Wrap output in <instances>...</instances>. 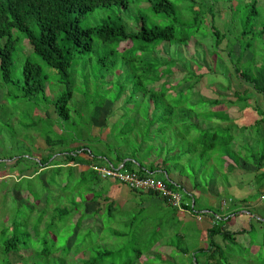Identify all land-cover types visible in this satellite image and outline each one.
<instances>
[{
  "label": "rangeland",
  "instance_id": "1",
  "mask_svg": "<svg viewBox=\"0 0 264 264\" xmlns=\"http://www.w3.org/2000/svg\"><path fill=\"white\" fill-rule=\"evenodd\" d=\"M150 1L129 0L125 10L115 6L107 9H96L92 13L81 17L78 25L80 28H93L99 26L103 21L117 20L124 25L127 32H132L140 25L139 22H135V18L139 15L146 19L148 23L152 21L158 25H172L175 31L189 33L195 30L194 36L191 34L193 37H191L192 39L188 41L185 47H179L178 49H176L178 47L176 45L158 47V57L167 59L171 55L176 59L171 70L172 76L166 78L167 87L173 86L179 79L186 77V68L188 66L191 72L202 76L197 81L191 80L190 82L182 83L180 87L169 91L170 94H176L180 89H185L189 85L194 86L191 91L184 93L183 105L181 104L179 107L185 110L189 109L188 107L190 106L193 113L197 112L200 114L206 113V111H216V109L221 111L220 109H224V112L229 114L231 112L229 101L236 102V97H238V101H241L240 99L243 96L247 98L249 95L250 97V94H248L250 85L236 78L232 65L240 52V46L246 43H250L251 47L245 50L242 56L240 55L241 61L237 63V67L243 71L247 66L248 68H253L251 64L253 66L261 64L260 62L264 55V35L259 36V30L264 27V0H255L257 2V15L255 17L250 16L248 13L249 6L254 0H170L177 15V20L175 21L162 19L150 12L148 7ZM209 8H211L213 24L225 36L216 48L217 52L213 53L215 59L209 56L213 41L208 29L210 22ZM195 10L199 11L197 22H194L193 19ZM247 19H250L248 24H244ZM172 22L173 24H170ZM243 28L247 29V31L251 30V33L248 34L250 37H239ZM12 37L18 40L11 59L10 81L3 83L0 73V264H85L83 261L89 258H98L96 262H91L90 264H123L128 258L135 255V251L146 249L151 239L156 237L155 233L167 235L165 239L159 241L160 244L172 242V248L177 249V247H180V249L183 248L189 253L183 255L180 252H175L174 249L169 251L168 249H163L162 252L159 251V258H157V252L153 253L155 250L151 252L152 249H150L143 252L140 259L131 264L193 263L192 253H190L193 247L183 243L177 236L179 232H184L189 226L193 225L190 217L185 218V220L182 219L181 222L170 209L165 208V212L170 217L163 222L161 220L163 216H159L158 225L155 224L156 226L154 225V229L151 230L150 226L154 222L153 215L152 217H144L141 214L135 216L136 213L114 215V212H111L110 216H108L109 213L106 211L107 204L103 198L108 190L111 191L109 189L110 183L97 178L95 175L93 176L98 181L95 182L96 185L92 187L90 192L97 197V203L88 202L84 205L83 198L85 199V196L79 193L78 189L80 188L77 187L78 179L76 176L85 167L72 165L70 172L68 168L56 171L54 164L58 163L57 157H59L58 153L61 149V146L59 147L58 145L51 148L53 155L48 160L46 168L40 169L39 161L50 153L45 140L49 138L51 142H59L61 137H68V132L72 133V128L67 129L64 128L63 124L60 125V121L51 105L53 98L63 91L62 86L56 85L54 70L46 67L34 56L31 47L19 33L13 31ZM4 41V38L0 39V47L3 46ZM92 44L93 49L90 53L79 55L75 59V66H77L79 75L83 71L90 75L95 74L97 58L113 48L104 46L95 38L92 39ZM128 45V42L119 43L115 50L119 52ZM133 46L136 47V44L133 43ZM228 50H230L229 54H227ZM25 60L38 64L47 76L45 95L43 97L40 95L31 98L22 97L20 85L23 81L22 66ZM118 60L120 61L121 58H118ZM183 64L184 66H182ZM120 72H122L121 78L117 77L122 80L124 72L121 70ZM107 76L106 80L109 79V75ZM92 83L89 81L88 84V93L90 95L92 93ZM74 84L75 88L73 87V95L69 104L75 105L80 110L82 100L85 101L89 96L84 95L85 90L80 86L78 77H74ZM101 84H104V82ZM245 94H247V97ZM123 98L124 95L114 103L105 101L101 107L91 108L89 121H87L88 117L85 111L83 113L81 111L83 115H80L79 110H77L79 113L77 115L75 112L73 114L70 113L69 123L74 121L75 125L80 126V123L83 122L90 136L104 140L109 132L108 126L111 123L116 121L118 126L121 127L124 119L132 116V113L134 114L126 107L122 108ZM200 98L204 100L199 101ZM215 98L220 100L221 104L218 107L208 104L209 100ZM260 100L263 99L261 97L252 99V96L247 98V101L250 102L249 104L255 105V107H257V104H261ZM131 105L134 107V103ZM127 107L130 108L131 106L127 105ZM139 110H141V105ZM257 111L259 110L257 109ZM232 112L234 113V111ZM200 114L199 124L202 122ZM212 122L208 123L213 124ZM217 123L221 126L226 124ZM217 123L214 122V124ZM63 129H67V133ZM183 129V123H180L168 132L170 134L168 136L170 139L169 145H173L175 138L187 139L183 135ZM84 131L87 132L85 128L82 133ZM235 131L238 132L237 128ZM197 133L194 130L189 134L190 137L194 138ZM255 141H245V146L241 149V152L248 156L257 154L263 143L260 140ZM90 144L94 145L93 143ZM95 144V147L101 148V143L95 141ZM70 146L74 147L75 145L70 144ZM211 171L207 170V177ZM236 174L240 175L237 171L229 176ZM202 175L205 177V174ZM244 177L246 178L245 175ZM226 179L230 180V178ZM205 182L207 186L199 188L195 192L199 197L197 198L198 202L196 199L194 208H208L210 210L212 208V210H216L212 204L214 201L218 202L219 200L214 197L216 193L212 191L210 179H205ZM201 184H204L203 179ZM114 185L117 186V184ZM121 188L123 187L121 186ZM205 192H210L212 196H206V194H203ZM200 194H203V196H200ZM248 199L249 201H254L256 197L253 196ZM36 200L39 203L34 206ZM96 204L97 207H100L98 216L91 214L88 217L91 211L95 210ZM83 206L86 209V217L82 219L79 226H77L75 221V212L63 215L59 211L64 208L66 210L83 208ZM261 207H264V203L260 201L257 203V208L260 209ZM113 215L116 217L115 220ZM158 215H161V213H158ZM130 218L133 219V223L129 226L126 225V222ZM242 222L234 221L233 224L236 225L238 223L239 227H241L245 224ZM231 227L233 226L228 224L224 229L233 230ZM261 231H264V229H261L260 233ZM151 233L154 235L153 237H151ZM260 233H258L259 239ZM14 236L19 245L16 250H10L5 253L2 248V242ZM245 239L237 238L243 257L235 255L239 259H229L227 264H251L253 262L251 257L255 255L254 252L257 245L248 244L246 246L248 241H245ZM204 246V249H206L207 243ZM106 251H109L110 254L102 259L96 256L97 253ZM198 256L197 260L199 259V262L202 263V256L200 254ZM199 262L198 264H200Z\"/></svg>",
  "mask_w": 264,
  "mask_h": 264
},
{
  "label": "trees",
  "instance_id": "2",
  "mask_svg": "<svg viewBox=\"0 0 264 264\" xmlns=\"http://www.w3.org/2000/svg\"><path fill=\"white\" fill-rule=\"evenodd\" d=\"M149 3V11L154 15H158L162 19L177 20L172 1L151 0ZM256 3L254 0L249 6L248 13L252 17L257 15ZM128 4L129 0H0V39H5L3 46L0 47L1 81L3 83L10 81L11 59L18 40L12 37L13 31H15L27 41L34 56L46 67L54 70L56 85L63 87L62 93L53 98L51 105L60 121V125L63 124L64 128L67 129L72 128V133L68 132V137L62 135L63 137L56 143L55 141L51 142L49 138L45 140L50 153L39 161L40 169L46 168L48 160L53 155L51 148L55 145L61 146L58 153L59 157H57L58 163L54 164L56 167L54 169L59 171L68 168L70 172L72 165L85 167L76 176L78 179L77 187L81 189H78L79 193L85 196V199L83 198L84 205L88 202L97 203V197L90 192L92 187L96 185L95 182L98 181L93 176L91 166L103 164H109L112 167L120 166L122 170L135 172L139 176H145L147 173L152 175L162 173L168 179L167 186L181 194L182 207L190 211L192 209L190 196L182 186H177L178 184H174L169 178V174L173 170H176L180 177L188 181L192 189L198 190L200 188L197 177L199 171L206 167L208 161L216 153L215 161L220 165H222L223 158L229 159L232 163L225 168L220 167L224 170L223 176L240 169L239 160L244 164L247 162L252 163L253 169L249 174L264 175L261 171L264 167L263 147L252 158L241 157V159L238 154L235 155L229 148L231 141L239 136L240 130L242 131L243 128L237 129L238 132H236L230 118H227L225 113L219 110L213 111L210 109L211 111H206L207 114H200L193 113L190 106L189 109L185 110L179 107V105H183L184 93H188L194 88L192 85L180 89L176 94L169 93L170 90L173 91V89L180 87L182 83L191 80L197 81L202 76L191 72L188 66V69L186 68L187 76L179 79L173 86L167 87L166 78L172 76L171 70L176 59L171 55L167 59L158 57V47L162 48L170 45L178 46L176 49L185 47L188 41L192 39L191 37L194 36L195 30L189 33L175 31L172 25H158L152 21L148 23L146 19L139 15L135 18V22H139L140 25L132 32H127L124 25L117 20L103 21L99 26L93 28H80L78 25L81 17L92 13L96 9H107L115 6L125 10ZM198 12L196 10L194 12V22L198 21ZM208 13L210 14L208 29L213 37L212 50L209 56L215 59L213 53L217 52L216 48L225 36L213 24L211 8L208 9ZM249 20L247 19L244 24H248ZM170 24H173V22ZM250 33L251 30L247 31L243 28L239 37H250L248 35ZM263 35L264 27L259 30V36ZM93 38L100 41L104 46L113 48L97 58L95 74L90 75L83 71L84 73L81 72L79 75L77 66H75V59L79 55L88 54L92 51ZM122 42H128L129 45L117 52L115 48ZM133 43L136 44V47L133 46ZM250 47V43L240 46V52L237 58L234 59L235 63L232 65V70L236 78L248 83L251 89L264 100V55L259 66L251 64L253 68L247 66L243 71L237 67L243 52ZM229 53L230 50L227 54ZM118 58H121V60L119 61ZM120 70L124 72L122 80L117 77L121 78L122 72ZM107 75H109L110 80H106ZM22 76L23 81L20 85V91L23 98L38 97L39 95L43 97L45 95L47 76L38 64L25 60L22 66ZM74 77H78L80 80V86L85 90L84 95L89 96L85 101L82 100L80 110L75 105L69 104L73 95V87L75 88ZM92 80H94L93 83ZM89 81L92 83L91 95L88 93ZM99 82H104V84ZM156 84L158 85L156 86ZM122 95H124L122 108L126 107L134 114L132 113V116L125 118L121 127L118 126L116 121L111 123L108 126L109 132L104 140L90 136L83 122L80 123V126L75 125L74 121L69 123L70 113L75 112L77 115L79 114L77 110H79L80 115H83L82 113L85 111L87 112V121H89L91 108H99L105 101L114 103ZM203 100V98H200L199 101ZM236 100H238V97H236ZM240 100V102L245 103L247 98L243 96ZM132 103H134V107H132ZM208 104L218 107L221 103L218 98H215L209 100ZM127 105L131 107L128 108ZM140 105L141 110H139ZM199 114L202 120L200 124L198 123ZM257 115L261 116L257 123L264 122V116L260 114V110ZM216 121L231 124L221 126L218 123L214 124ZM180 123H183V135L187 139L175 138L171 146L169 145L170 139L168 136L170 134L168 132ZM84 128L88 133L85 131L82 133ZM67 129H63V131L67 133ZM194 130L198 133L193 138L190 137L189 133ZM95 141L101 143V148L95 147ZM70 144L75 146L71 147ZM243 171L245 170L243 169ZM146 193L150 196H156L152 192ZM191 198L194 203V197L191 196ZM241 201L243 202V200ZM37 203L39 202L36 200L34 206ZM231 203V210L224 215H219L218 210H209L212 223L205 233L208 248L205 251L197 250L195 253H199L204 258L203 264H227L229 259L237 258L236 256L239 255L243 257L240 245L236 242V237L243 236L247 239V244L257 245L255 255L251 257V260L253 259L251 264H264V231L260 233V230L264 229V221L252 217L253 221L248 222L251 213L249 211L247 214L240 213L239 202L236 203L231 200ZM84 207L58 210L63 215L75 212V221L79 226L82 219L86 217ZM81 209L83 210L81 211ZM106 209L109 216L114 211L110 205H107ZM99 211L100 207H97L96 204L95 210H92L88 217L91 214L98 216ZM173 211L176 212V210ZM233 220L243 221L245 224L239 227L240 225L237 223L233 226L235 230L233 227H231L233 230H225V225ZM132 223L133 219L129 226ZM258 233H260V239ZM154 235L156 237L152 238L153 240L151 239L146 249L135 251V255L128 258L123 264H131L139 260L142 253L152 249L164 234L155 233ZM154 235L151 233V237ZM177 236L180 239L178 234ZM142 238L144 237L142 236ZM18 245L15 236L2 242L5 253L16 250ZM170 246H172V242H170ZM179 248L177 247L178 250ZM180 250L182 251V249ZM195 253H192L193 263L191 264H198ZM109 254L110 252L106 251L97 253L96 256L102 259ZM182 254H186V252H182ZM157 258H159V255H157ZM96 259L98 258H89L83 262L90 264L96 262Z\"/></svg>",
  "mask_w": 264,
  "mask_h": 264
},
{
  "label": "crops",
  "instance_id": "3",
  "mask_svg": "<svg viewBox=\"0 0 264 264\" xmlns=\"http://www.w3.org/2000/svg\"><path fill=\"white\" fill-rule=\"evenodd\" d=\"M248 94H250V97L252 96V99H254V97H260L258 94H256L251 89V87H250V92H248ZM245 95L247 97V94H245ZM250 97L248 95L247 98H250ZM259 102L261 104H257V107H255V105L254 106L250 105L249 101H246L245 103L240 102L238 100H236V102L229 101V106L231 109V112H229V114L225 113L224 109H220L222 112L225 113L227 118H230L231 123H233L235 128H237L239 130L242 128L246 129V130H242L239 133V136L234 138L231 141V143L229 144V148L231 149V151L235 155L238 154L240 159H241V157L252 158V156H254V154H251L250 156H248V155H245L244 153L241 152V149L245 146L244 145L245 141L254 142L255 139L257 138L256 141L260 140L263 143L262 147L264 149V122L257 123V121L261 117V116L257 115L259 113V111H257V109L260 110V114L262 116H264V100H260ZM237 104H239L240 106ZM243 104H245V105H243ZM232 111H234V113ZM217 122L218 121H216V123ZM222 123L231 124L229 122H222ZM233 131H234V129H233ZM215 157H216V153L213 154L212 158L206 164V167L204 169H200L199 174L197 176L200 188H202V187L205 188L207 186L205 179H210L211 185H212L211 188L213 189L212 191H214L216 193V194H214V197L216 199L218 198V200H219L218 202L214 201V203L212 204V205H214L213 208H215L216 210L219 211V215H224L228 211L231 210V208H232L231 207V204H232L231 200H232V202H236V203L239 202V204H240L239 208L241 209V211H239L240 213L242 212L244 214H247L248 211L251 213L250 220L249 219L247 220L248 222L253 221L251 219L252 217L255 219H259L260 221H264V207H261L260 209L257 208L258 202L261 201L264 203V201L260 200V196L264 194V175L258 176L256 174L255 175L249 174V172H251V170L253 169L252 163L247 162L244 164L242 161L239 160V162H240L239 164H241V166L239 168L241 170L237 169L234 171V173L238 171L240 173V175H237L238 174L237 173L234 176H229L230 174L223 176L222 173L224 172V170H222L220 167L225 168L228 164H232V163L229 159L223 158V162H221L222 165H220L219 163H217V161H215L216 160ZM103 165H107V164H103ZM103 165H100V166H103ZM74 166H78V165H74ZM117 167H119V166H117ZM243 169L245 171H243ZM207 170H212L211 172H209L208 177L206 176ZM261 171L264 173V167L262 168ZM202 174H205V177H203ZM231 175H232V173H231ZM244 175L246 176V178L244 177ZM154 176L168 180L167 177L165 175H163L162 173H158ZM223 177H225V178H223ZM169 178L172 180V182L174 184H178L177 186H179V185L182 186L185 189V191L188 193V195L190 196V201L192 202L191 208L195 211V213H198L201 215L198 219H196L195 216L191 213L174 212L173 211L174 209L171 210L172 208L168 207L157 196H154V195L150 196L149 194L144 193V192H139V193L138 192H132V191L128 190L124 185H122L118 182H112L109 180H105V181H108L110 183L109 189L111 191L108 190L106 192V195H104L105 197L103 198V200L107 205H110L112 207V209L114 210L113 211L114 215H116V214L126 215L127 213H136L135 216L141 214L144 217H146V216L152 217V215H153L154 216V220H153L154 222L150 226L151 230L154 229L155 224L158 225L159 216H161V217L163 216V218L161 219L163 222H164V220L166 221L170 217L168 215V213L165 212V208L170 209V211L172 213L174 212V216H177L180 221L182 219L185 220V218L190 217L193 221V223H192L193 225L189 226L187 229L185 228L187 231L185 230L184 232H179L178 235H179V237L183 243H185V244L187 243L188 245H191V247H193V249L190 250L191 251L190 253H195V252H197V250H204L205 251L208 248L207 247L206 249H204V247H205L204 244L208 243V240L206 238L205 233H206V230L210 228L211 223H212L211 215L209 213L210 209H208V208L207 209L206 208L195 209L194 208L195 204H196V199L199 197L195 193L197 191L192 189L189 182L186 181L183 177H180L176 170H173L172 173L169 174ZM226 178H230V180H227ZM202 179L204 181V184H201ZM114 184H117V186H115ZM121 186L123 188H121ZM255 190H256V192H254ZM206 192H208V190H206ZM206 192L203 194H206V196H208V197L212 196V194L210 192L209 193H206ZM203 194H200V196H203ZM256 194H258V195L256 196ZM191 196L194 197V201H195L194 203H193ZM253 196L256 197V200H258V201H256V200L249 201L248 198H252ZM222 199H229L230 200V203L228 205H226L224 208H221L220 204H219L220 200H222ZM241 200H243V202ZM184 202H186V201H184ZM197 202H198V199H197ZM199 202H201V201L199 200ZM211 210H212V208H211ZM158 213H161V215H158ZM114 215H113V219L115 220L116 217H114ZM124 221H125V218H124ZM127 221L128 222H126V225H129V223L132 221V218H130L129 220L127 219ZM233 223H234V220L229 222L230 225L235 226ZM120 235H123V234H120ZM165 237H167L166 234H164L162 239L159 241H162L163 239H165ZM238 237L243 238V236H238ZM238 237H236L237 243H238V241H237ZM246 240L247 239H245V241ZM159 241L154 244V246L152 247V250H151V252L153 250H155L153 253L157 252L156 255H158L159 251L162 252L163 249H168V251L170 249L171 250L174 249V248H172V246H170V242L160 244ZM246 246H248V244ZM181 249H182V251L180 250V248H179L180 251L178 249H174V251L180 252V253H182V252L189 253L187 250H185L183 248H181ZM198 255H199V253H195L196 258L199 257ZM197 261L199 262V259ZM203 261H204V258L202 259V262ZM200 264H203V263H200Z\"/></svg>",
  "mask_w": 264,
  "mask_h": 264
},
{
  "label": "built area",
  "instance_id": "4",
  "mask_svg": "<svg viewBox=\"0 0 264 264\" xmlns=\"http://www.w3.org/2000/svg\"><path fill=\"white\" fill-rule=\"evenodd\" d=\"M91 170L97 178L118 182L132 192H152L168 207L176 210V212L191 213L196 219L201 216L195 213L193 209L190 211L182 207L183 202L181 194L169 188L166 179L148 173L145 176H139L135 172L122 170L120 166L112 167L108 164L103 166H91ZM260 200L264 201V194L260 196ZM229 203V199H222L219 204L221 208H224Z\"/></svg>",
  "mask_w": 264,
  "mask_h": 264
}]
</instances>
